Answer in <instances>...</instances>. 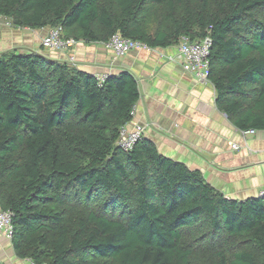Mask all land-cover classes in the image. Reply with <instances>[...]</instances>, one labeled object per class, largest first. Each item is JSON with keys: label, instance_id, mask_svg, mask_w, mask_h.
<instances>
[{"label": "trees", "instance_id": "1", "mask_svg": "<svg viewBox=\"0 0 264 264\" xmlns=\"http://www.w3.org/2000/svg\"><path fill=\"white\" fill-rule=\"evenodd\" d=\"M264 0H0L15 29L113 35L151 49L211 48L215 104L264 131ZM250 26L244 32L242 24ZM96 76L42 50L0 54V210L33 264H264V196L236 201L141 138L116 146L139 98L129 73ZM205 250L208 253L204 254Z\"/></svg>", "mask_w": 264, "mask_h": 264}, {"label": "crops", "instance_id": "2", "mask_svg": "<svg viewBox=\"0 0 264 264\" xmlns=\"http://www.w3.org/2000/svg\"><path fill=\"white\" fill-rule=\"evenodd\" d=\"M47 29H15L0 17V54L42 50L92 76L131 74L139 98L128 127L143 126V139L160 155L199 171L226 198L244 201L264 189V131L243 136L215 104L210 83L184 72L177 45L153 52L134 50L115 59L100 43H77L65 53L43 50ZM233 145L237 149H233ZM0 264H31L16 256L10 240L0 237Z\"/></svg>", "mask_w": 264, "mask_h": 264}, {"label": "built area", "instance_id": "3", "mask_svg": "<svg viewBox=\"0 0 264 264\" xmlns=\"http://www.w3.org/2000/svg\"><path fill=\"white\" fill-rule=\"evenodd\" d=\"M76 44L77 42L73 39L63 38L60 27L48 29L41 40L42 49L50 52L65 53ZM102 45L115 59L124 57L126 54L134 50L142 52H153L157 50L151 49L141 42L123 38L118 34L111 36L109 40ZM177 47L178 54L176 58L169 59L172 61H179L182 70L191 74L198 82L203 84L209 83L207 76L209 70L208 57L211 48V40L206 37L198 42H192L187 37H182ZM69 61L73 63V58H70ZM105 77V75L96 76L100 83L103 82ZM134 112L135 110L133 108L130 114L132 118L134 117ZM143 130V126L139 124L133 125L132 128H129L128 124L123 125L119 129L116 146L124 153L131 151L135 144L142 138ZM241 133L245 137L254 135L256 132L249 130L241 131ZM233 149H237V146L233 145ZM262 196H264V189L260 191L258 197ZM12 235L13 226L11 216L7 211L0 210V237L11 240Z\"/></svg>", "mask_w": 264, "mask_h": 264}, {"label": "rangeland", "instance_id": "4", "mask_svg": "<svg viewBox=\"0 0 264 264\" xmlns=\"http://www.w3.org/2000/svg\"><path fill=\"white\" fill-rule=\"evenodd\" d=\"M196 0H191V2H195ZM253 17H255L258 20H264V10L254 11L252 13ZM242 28L244 32H249L250 26L247 23L242 24ZM68 62L70 63L69 59ZM208 253L207 250H205L204 254Z\"/></svg>", "mask_w": 264, "mask_h": 264}]
</instances>
